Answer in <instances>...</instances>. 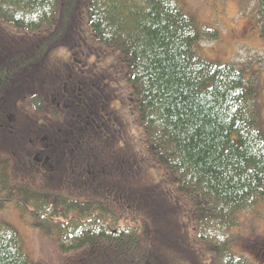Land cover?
<instances>
[{
    "label": "trees",
    "instance_id": "1",
    "mask_svg": "<svg viewBox=\"0 0 264 264\" xmlns=\"http://www.w3.org/2000/svg\"><path fill=\"white\" fill-rule=\"evenodd\" d=\"M76 2L71 7V0H0V26L44 39L37 49L42 57L66 41L62 32L59 42H53L62 25L59 18L69 26L70 12L79 20L80 7L87 23V31L80 28L74 38L82 59L75 68L64 61L60 70L49 71L34 61L28 72L22 66L12 69L8 56L0 62V124L6 128V116L15 117L0 138L7 152L25 157L11 165L0 154V210L11 206L20 216L29 215L34 228L62 254L93 252L103 244L113 250L112 257L93 264H149L127 260L140 246L144 226L123 217L110 202L14 180V169L21 170L26 162L34 172L55 167L41 176L48 183L75 185L78 175L90 188L89 167L103 165L83 148L88 135L128 136L131 129L139 130L145 151L137 154L156 164L152 177L161 190L149 199L161 206L154 217L184 203L183 215L194 231L196 224L197 241L213 253L216 264H255L230 249L238 240L233 229L238 231L240 215L264 200V111L256 105L253 81L247 82L234 63L219 65L196 54L197 41H214L218 34L185 16L176 0ZM256 5L264 38V0ZM45 43L49 48L42 49ZM115 103L118 108L113 109ZM53 135L70 149L64 145L55 150ZM34 149L43 156L30 159ZM75 151L85 156L76 158ZM59 163L70 170L62 173ZM100 181L99 175L97 188ZM0 264L46 263L30 260L16 230L0 219Z\"/></svg>",
    "mask_w": 264,
    "mask_h": 264
},
{
    "label": "rangeland",
    "instance_id": "2",
    "mask_svg": "<svg viewBox=\"0 0 264 264\" xmlns=\"http://www.w3.org/2000/svg\"><path fill=\"white\" fill-rule=\"evenodd\" d=\"M71 1L73 5L71 7H74L77 0ZM176 1L185 16L195 19L201 27L211 28L218 34L214 41L203 39L197 41L193 48L196 54L219 65L234 63L236 68L243 70L245 80L247 82L253 81L256 91L254 98L256 105L264 111V38L260 34L261 26L256 0ZM81 9L79 7L77 11L80 13L79 20L78 16L73 18V13L70 12V16L67 18L70 20L69 26H64L63 16L59 18V25L60 23L62 25L58 29L56 28L57 38L53 42H59V36L62 32L66 35V41L60 44L55 51L49 50L44 57L38 54L40 50L37 51L44 39H38V36L31 32L25 33L6 24V26L1 25L0 62L4 61L2 58L8 56L7 64L12 69L22 66L24 71L28 72L31 70L29 64L34 63V61L38 66L40 65L43 69L47 68L49 71L60 70L64 61L73 63L72 66L75 68L76 60L82 62V59L77 56L78 48L74 38L79 37L77 33L80 28L82 31H87L86 13L84 12L85 21H83ZM66 27H69L68 30ZM41 47L42 49L49 48V44L45 43ZM102 65L106 66L105 64ZM100 68L103 67L100 66ZM19 71L21 70H17V73ZM116 97L121 98L122 96L117 94ZM115 104V107L112 106L113 109L118 108L117 103ZM7 105L8 102L6 107ZM128 120L129 118L125 124L131 128ZM138 137L143 138L142 132L139 130L132 131V129L131 132H128V136L125 133L124 135L119 133L116 137L110 133L105 138L102 132L88 135V142L83 148L91 151L96 161L103 165V169L89 167L88 173L89 176L92 175L94 183L90 188L84 187L86 183L84 184L82 182L83 177L78 175L77 177L75 175L76 180L74 179L72 182L75 185L67 186L58 181L48 183L44 178L41 180V176L47 171L54 172L55 167L49 165L47 169L34 172V169L32 171L28 169H32V166H28L26 162L21 170L14 169V175L19 178L14 176V180H25L39 188L61 190L76 197L105 199L123 217L130 220L135 219L143 224L144 232L140 246L136 249L135 254L129 256L128 261L134 259L149 264H216L213 253L205 250L197 241L196 224L195 233L193 223L183 215L184 203L176 204L173 208L168 206L167 213H159L158 216L154 217L155 213L158 212L157 207H161L156 202L149 203V199L158 197L159 191L161 193L159 184L152 177H156L152 172L157 169L156 164L151 159L142 154H137L139 151H145L142 138L140 141ZM129 138L136 152L132 149ZM53 140L57 145L55 150L58 149L59 151L64 145V148L70 149V144L63 143V139L61 140L59 137L57 139L56 135H53ZM24 150H28L27 145H25ZM91 152H87L89 160H91ZM0 154L7 156L11 165L12 161L19 164V161L22 163L25 159L23 154L18 151L7 152V145L1 138ZM32 155L43 156L38 149L32 150L29 155L30 159ZM74 155L76 158H81L85 156V152L75 151ZM43 161L44 157L40 162ZM58 165L62 173L70 170L66 169L62 163ZM97 168H100L102 173L98 174L95 171ZM99 175L101 184L97 188L95 180ZM152 208H155L154 213H151ZM186 210L192 211L189 206L186 207ZM141 217H144V222L139 220ZM0 219L16 230L19 239H21L24 253L34 262L41 260L46 264H93L94 261L106 262L112 257L110 254L113 250L109 251L102 246L103 244L100 245L99 250L93 252L91 249H86L62 254L50 238H45L37 228H34L32 218L29 215L20 216L14 207L6 206L0 210ZM239 219L241 225L238 227V231L233 229V233L238 235V240L236 239L230 249L237 256H247L255 264H264V200L258 206L248 207ZM121 262L125 264L123 260Z\"/></svg>",
    "mask_w": 264,
    "mask_h": 264
},
{
    "label": "flooded vegetation",
    "instance_id": "3",
    "mask_svg": "<svg viewBox=\"0 0 264 264\" xmlns=\"http://www.w3.org/2000/svg\"><path fill=\"white\" fill-rule=\"evenodd\" d=\"M15 120V117H13L12 115H9V116H6V122H8V125H7V127L5 128V127H3L1 124H0V131H2V130H4V129H7V128H10V125L12 124V123H14L13 121ZM35 157V159L36 158H39L40 157V155L38 156H34Z\"/></svg>",
    "mask_w": 264,
    "mask_h": 264
}]
</instances>
